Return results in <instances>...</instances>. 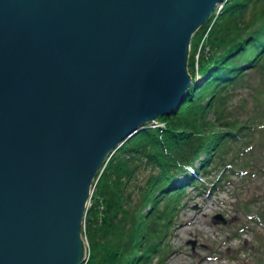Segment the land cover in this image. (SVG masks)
Segmentation results:
<instances>
[{"label":"water","instance_id":"obj_1","mask_svg":"<svg viewBox=\"0 0 264 264\" xmlns=\"http://www.w3.org/2000/svg\"><path fill=\"white\" fill-rule=\"evenodd\" d=\"M224 1L0 0V264L85 259L96 174L185 100L191 37Z\"/></svg>","mask_w":264,"mask_h":264},{"label":"trees","instance_id":"obj_2","mask_svg":"<svg viewBox=\"0 0 264 264\" xmlns=\"http://www.w3.org/2000/svg\"><path fill=\"white\" fill-rule=\"evenodd\" d=\"M187 66L192 83L179 108L157 117L162 126L124 140L96 174L83 223L87 257L79 264H168L196 173L228 156L224 167L237 163L247 173L248 154L264 159L253 150L264 133V0H225L193 33ZM249 103L254 114L238 115ZM224 167L211 185L226 178ZM253 217L264 225V204ZM261 254L254 264H264Z\"/></svg>","mask_w":264,"mask_h":264},{"label":"rangeland","instance_id":"obj_3","mask_svg":"<svg viewBox=\"0 0 264 264\" xmlns=\"http://www.w3.org/2000/svg\"><path fill=\"white\" fill-rule=\"evenodd\" d=\"M253 106L249 103L239 108L238 115H253ZM258 138L253 150L264 152V133ZM228 158L220 164H211L206 172L198 171L200 181L187 187L185 202L170 236L168 264H254L262 255L264 225L253 217V212L264 204V159L257 160L248 154L251 171L246 173L241 172L237 163L224 167ZM223 167L226 178L211 185ZM244 201L248 202L246 211L239 207ZM217 213L226 219L225 223L213 218ZM84 217L85 214L82 237L87 245Z\"/></svg>","mask_w":264,"mask_h":264},{"label":"built area","instance_id":"obj_4","mask_svg":"<svg viewBox=\"0 0 264 264\" xmlns=\"http://www.w3.org/2000/svg\"><path fill=\"white\" fill-rule=\"evenodd\" d=\"M218 6L221 8L222 4L219 3ZM197 56H198V54H196V58H197ZM195 66L197 67V62H195ZM162 124H163L162 122H156V123H154L153 125H154V126H155V125H159V126H161ZM86 257H87V251H86Z\"/></svg>","mask_w":264,"mask_h":264},{"label":"bare ground","instance_id":"obj_5","mask_svg":"<svg viewBox=\"0 0 264 264\" xmlns=\"http://www.w3.org/2000/svg\"><path fill=\"white\" fill-rule=\"evenodd\" d=\"M219 8H220V7H219L218 5H216L215 8H214V12H215V11H218ZM214 12H212V13H214ZM87 205H88V203H87ZM87 205H86V206H87Z\"/></svg>","mask_w":264,"mask_h":264}]
</instances>
